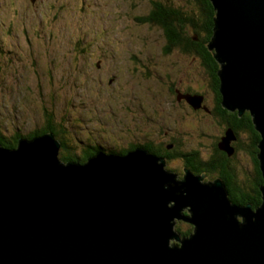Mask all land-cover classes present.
I'll list each match as a JSON object with an SVG mask.
<instances>
[{
  "label": "water",
  "instance_id": "water-1",
  "mask_svg": "<svg viewBox=\"0 0 264 264\" xmlns=\"http://www.w3.org/2000/svg\"><path fill=\"white\" fill-rule=\"evenodd\" d=\"M210 1L223 106L249 111L261 136V205L235 204L218 178L177 180L141 147L63 162L54 133L21 137L0 144V264H264V0Z\"/></svg>",
  "mask_w": 264,
  "mask_h": 264
},
{
  "label": "rangeland",
  "instance_id": "rangeland-1",
  "mask_svg": "<svg viewBox=\"0 0 264 264\" xmlns=\"http://www.w3.org/2000/svg\"><path fill=\"white\" fill-rule=\"evenodd\" d=\"M156 2L189 12L186 0H0L1 135H28L43 126L46 110L55 111L67 120L70 140H80L76 155L84 148L82 141H98L115 151L116 137L131 139L134 123L122 101L134 89L142 99L137 122L155 126L164 111L174 119L183 108L163 92V83L169 75L175 77L169 82L177 83L184 69L194 76L195 68L175 48L166 54L158 25L137 20L151 13ZM181 124L187 127L181 136L188 149L202 155L211 151L215 128H206L193 115L172 126L179 129ZM238 155L240 166L249 167L244 155ZM170 168L175 166H166ZM198 176L203 183L217 179ZM182 223L174 231L185 237L187 225Z\"/></svg>",
  "mask_w": 264,
  "mask_h": 264
},
{
  "label": "flooded vegetation",
  "instance_id": "flooded-vegetation-1",
  "mask_svg": "<svg viewBox=\"0 0 264 264\" xmlns=\"http://www.w3.org/2000/svg\"><path fill=\"white\" fill-rule=\"evenodd\" d=\"M199 38L201 37L197 36L195 40ZM168 43L169 41L166 39L164 50ZM171 53L172 52L169 51L166 54ZM182 53L187 56V64L191 66L188 60L193 62L192 66L195 68L194 76H191L192 73L189 74V70L181 69L182 71L180 72L185 75H181L177 83L171 80L169 82V78L175 80V77L171 78L172 75L167 76L161 89L163 92L167 91L168 94L173 97L172 103H177L180 108H183V111L176 114L174 117L175 120L169 119L168 111H164V113L157 118L155 126H148L145 122L136 121V119H139L137 115L143 112L142 104H140L142 99L136 96L138 91L136 89L132 92L126 91L122 103L125 110L128 112L127 114H129L128 117L131 118L134 123V127L133 131L131 128V139L128 140H122L116 137L114 133H111V135H114L118 140L120 154H126L138 147L144 148L152 154L165 159L166 166H175V169L170 168V171H174L173 173L177 180H182L185 172L189 171L194 175H203L205 179H212L215 177L222 179L226 186H228L227 181H235L238 183L243 182L241 179L244 178L247 180L244 183H250L255 173L254 157L249 153V140L251 135L247 132L249 130L248 126L245 127L242 124L238 126L239 119L246 117V111L242 115L238 112V115L237 110L232 111L225 109L222 104L223 97L220 91L221 81L219 74L217 73L218 86H216L217 81L211 76V72L205 66L200 54H192L187 51ZM96 65H98L99 68V63L95 64V66ZM112 80L111 78L109 79L110 83L113 82ZM197 98L200 99L199 102H197ZM168 99L169 97L165 96L163 100L166 102ZM192 115L194 118H199L200 121L204 122L206 128H215V134H210L213 141L211 144V151L207 154L202 155L199 151L188 149L187 145L185 146L181 136L182 131L185 130L186 127L184 124H181L179 129H175L172 126L174 121L181 119L183 122L184 120H188ZM153 120L154 119L150 121L151 124H154ZM252 120L253 119L250 121L251 124H253ZM229 133L234 137V139L230 140L227 144V147L232 150L231 154H228V151L222 148L223 140ZM82 144L84 146L82 151L86 154H94L95 149L98 151L110 150L98 141L91 142L89 145L83 142ZM187 151H189V153L191 152L190 155L185 154ZM239 153H242L245 160L249 161V167L245 168L240 166L239 162L241 158L238 155ZM184 213L188 214L189 212L185 210ZM182 222L187 225L183 234H190L193 231V225L185 220H177L175 227H179V224H183ZM177 230L180 231V228H177Z\"/></svg>",
  "mask_w": 264,
  "mask_h": 264
},
{
  "label": "trees",
  "instance_id": "trees-1",
  "mask_svg": "<svg viewBox=\"0 0 264 264\" xmlns=\"http://www.w3.org/2000/svg\"><path fill=\"white\" fill-rule=\"evenodd\" d=\"M186 3L189 6L187 8V11L189 12L181 13L178 9L170 7L169 4L166 5L161 2H156L154 3V7L151 10V13H149L147 16L145 15L144 17H139L137 18V20L141 22L153 23L159 26V28L163 31V34L165 35L166 39L169 41L165 48L166 52H169L171 48H175L177 50L181 49L180 52L187 51L192 54H200L203 58L205 66L210 70L211 76L216 79V86H218L217 73L220 64L218 65L219 62L215 57V51L210 50L208 47V44L213 35L216 10L210 0H186ZM188 29L191 30L190 34L188 32ZM197 36H200L201 38L195 40V37L197 38ZM180 52L176 51L175 53L177 55H182L183 53L181 52V54ZM245 116L246 117H242L239 119L238 126L242 124L245 127L248 126L249 128V130L247 131L251 135L249 140V153L252 157H254V177L252 181L248 184L244 183L245 181H247L246 178L241 179V181L243 182L238 183H236L235 181H227V187L230 199L233 200L235 203H238V205L251 204L253 208H257L262 203L260 186L263 184V177L260 169V162L257 158L258 143L260 141L261 136L260 133L256 130L254 123H250L252 119L250 116V112L246 111ZM63 117L64 116H61V114L59 113L57 116L55 111L51 112L46 110L44 116V124L40 129H37L36 131L28 135L17 134L12 137V139H8L5 136L3 137L0 133V144L4 148L12 150L13 148L17 147L18 140L21 137L29 139L35 136L51 132L55 134L57 140L61 143V148L58 154L61 161L85 162L86 159L92 154L84 153L81 149L82 147L80 148V154L76 155L74 153V151L76 149H79V147L81 146L80 140L74 139V142L73 140H70L71 132L67 129V126L65 124L67 120L63 119ZM195 119L197 120V118ZM246 119L249 120V125L248 120ZM80 122L81 121L79 120L77 123ZM82 142L84 143V141ZM97 151L98 150L96 149L94 150V152ZM107 152L120 153V150L119 148H116L115 151L109 150ZM190 153L189 151H187L185 154L190 155Z\"/></svg>",
  "mask_w": 264,
  "mask_h": 264
},
{
  "label": "bare ground",
  "instance_id": "bare-ground-1",
  "mask_svg": "<svg viewBox=\"0 0 264 264\" xmlns=\"http://www.w3.org/2000/svg\"><path fill=\"white\" fill-rule=\"evenodd\" d=\"M59 142V141H58Z\"/></svg>",
  "mask_w": 264,
  "mask_h": 264
}]
</instances>
